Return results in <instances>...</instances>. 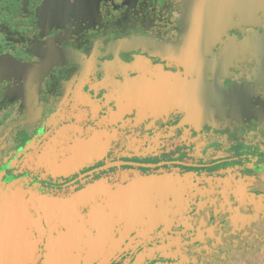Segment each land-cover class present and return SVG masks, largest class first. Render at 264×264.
Returning a JSON list of instances; mask_svg holds the SVG:
<instances>
[{
  "label": "flooded vegetation",
  "instance_id": "af4514ba",
  "mask_svg": "<svg viewBox=\"0 0 264 264\" xmlns=\"http://www.w3.org/2000/svg\"><path fill=\"white\" fill-rule=\"evenodd\" d=\"M9 195L24 264H264V0H0Z\"/></svg>",
  "mask_w": 264,
  "mask_h": 264
},
{
  "label": "water",
  "instance_id": "95a60500",
  "mask_svg": "<svg viewBox=\"0 0 264 264\" xmlns=\"http://www.w3.org/2000/svg\"><path fill=\"white\" fill-rule=\"evenodd\" d=\"M12 198V195L6 196L0 203V264H24L26 258L25 253L12 248L16 247L12 239L16 238L21 230L20 221L12 218L16 213L10 209ZM21 234L19 232V235Z\"/></svg>",
  "mask_w": 264,
  "mask_h": 264
}]
</instances>
